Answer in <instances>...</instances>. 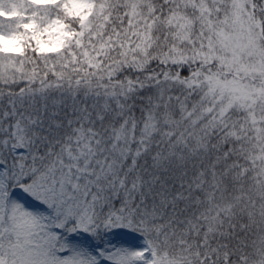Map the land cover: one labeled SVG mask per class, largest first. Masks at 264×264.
Listing matches in <instances>:
<instances>
[{"label":"snow or ice","instance_id":"1","mask_svg":"<svg viewBox=\"0 0 264 264\" xmlns=\"http://www.w3.org/2000/svg\"><path fill=\"white\" fill-rule=\"evenodd\" d=\"M0 264H264V0H0Z\"/></svg>","mask_w":264,"mask_h":264}]
</instances>
